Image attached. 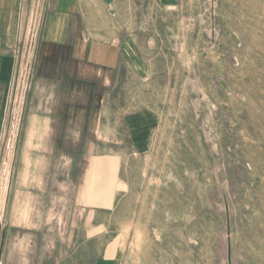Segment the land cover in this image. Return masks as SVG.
<instances>
[{
  "label": "rangeland",
  "instance_id": "374dc122",
  "mask_svg": "<svg viewBox=\"0 0 264 264\" xmlns=\"http://www.w3.org/2000/svg\"><path fill=\"white\" fill-rule=\"evenodd\" d=\"M147 16L137 44L147 69L136 57L141 75L113 93L115 120L157 117L143 152L115 142L133 243L120 264H264V0H178ZM22 80L0 122V231Z\"/></svg>",
  "mask_w": 264,
  "mask_h": 264
},
{
  "label": "crops",
  "instance_id": "0c3cea01",
  "mask_svg": "<svg viewBox=\"0 0 264 264\" xmlns=\"http://www.w3.org/2000/svg\"><path fill=\"white\" fill-rule=\"evenodd\" d=\"M177 2L0 0V122L26 80L0 264H120L129 255L132 226L120 210L129 181L115 142L143 152L157 117L115 120L113 93L124 75L147 69L137 52L154 24L147 10Z\"/></svg>",
  "mask_w": 264,
  "mask_h": 264
},
{
  "label": "water",
  "instance_id": "95a60500",
  "mask_svg": "<svg viewBox=\"0 0 264 264\" xmlns=\"http://www.w3.org/2000/svg\"><path fill=\"white\" fill-rule=\"evenodd\" d=\"M229 251H230V246H229ZM229 261H230V257H229Z\"/></svg>",
  "mask_w": 264,
  "mask_h": 264
}]
</instances>
